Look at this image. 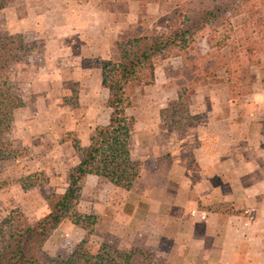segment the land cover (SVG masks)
I'll use <instances>...</instances> for the list:
<instances>
[{
	"label": "rangeland",
	"instance_id": "1",
	"mask_svg": "<svg viewBox=\"0 0 264 264\" xmlns=\"http://www.w3.org/2000/svg\"><path fill=\"white\" fill-rule=\"evenodd\" d=\"M70 1L71 7L51 15L42 0L32 1L33 8L27 0H6L0 9V37L11 36L16 44V50L2 55L9 95L32 104L9 114L7 139L20 151L16 160L1 169L5 186L0 189V221L14 209L30 221L48 212L46 196L63 193L70 169L80 162L76 144L88 147L96 127L108 123V92L101 84L103 63L119 59V41L139 34H161L171 25L173 0H90L88 6ZM78 9L89 13L87 26H76ZM226 46L222 36L212 40L205 33L189 51H225ZM261 59L264 63V55ZM181 67L178 57L160 61L155 84L138 89L128 112L136 120L130 140L133 168L126 167L133 179L131 192L126 197L113 194L110 202L104 189L99 194L102 189L95 183L84 185L79 203L82 226L62 219L47 234L44 249L58 262L90 252L106 256L110 264H157V220L152 222L140 210L150 202L141 196L145 193L142 187H137L142 168L152 169L151 177L157 174V143L163 142V149L186 146L209 112H231L227 106L231 100L237 105L250 104L255 97L264 102V68L252 67L253 93L247 98L230 97L227 76L221 70L207 85H196L194 94L184 96L188 100L183 103L178 99L179 85L184 82L190 88L191 79ZM37 99L38 107L34 105ZM157 131L165 133L157 136ZM149 142L155 152L144 163L140 160L149 152V147L144 148Z\"/></svg>",
	"mask_w": 264,
	"mask_h": 264
},
{
	"label": "trees",
	"instance_id": "2",
	"mask_svg": "<svg viewBox=\"0 0 264 264\" xmlns=\"http://www.w3.org/2000/svg\"><path fill=\"white\" fill-rule=\"evenodd\" d=\"M6 0H0V9ZM173 6V7H172ZM169 29L161 34H139L118 42L119 59L108 60L101 69L102 86L108 92V123L96 127L88 147L75 148L80 162L69 171V183L63 193L46 196L48 212L30 221L19 209L0 221V264H110L102 254L83 252L65 262H58L44 249L47 234L62 219L82 226L79 212L81 190L89 175L107 179L117 187L130 190L133 179L126 167L133 168L130 140L136 120L128 112L134 105L138 89L156 82L160 61L181 58V71L190 76V88L182 82L179 101L185 103L196 85H207L223 70L227 76L230 97L242 99L253 93L252 67H263L264 0H173ZM234 23H237L235 25ZM212 40L219 35L226 50L190 53L189 48L201 34ZM16 50L11 36L0 37V189L3 164L16 160L19 151L7 134L11 129L9 114L22 106L20 98L9 95V80L4 75V52ZM188 95V97H184ZM184 97V98H183ZM122 167H125L122 170ZM85 218V217H84Z\"/></svg>",
	"mask_w": 264,
	"mask_h": 264
},
{
	"label": "crops",
	"instance_id": "3",
	"mask_svg": "<svg viewBox=\"0 0 264 264\" xmlns=\"http://www.w3.org/2000/svg\"><path fill=\"white\" fill-rule=\"evenodd\" d=\"M32 1L40 0H27L31 8ZM69 2L42 0V5L51 15L71 7ZM77 15L76 26H87L89 13L78 9ZM230 103L229 113L209 112L186 146L163 149L159 141L155 177L150 168L140 172L137 187L150 203L135 210L133 217L140 209L152 222L157 220V264H264V102L255 97L250 104ZM39 104V99L34 101ZM30 105L23 99L24 110ZM164 133L157 131V136ZM150 145L144 147H149L140 160L144 163L155 152ZM88 183L99 186V194L104 189L110 202L113 194L126 197L131 192L99 176H87L84 185Z\"/></svg>",
	"mask_w": 264,
	"mask_h": 264
}]
</instances>
